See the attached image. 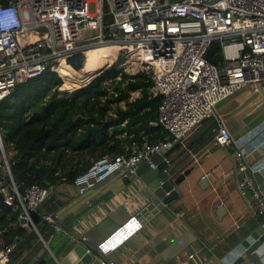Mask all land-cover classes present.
I'll return each instance as SVG.
<instances>
[{
    "label": "built area",
    "instance_id": "built-area-1",
    "mask_svg": "<svg viewBox=\"0 0 264 264\" xmlns=\"http://www.w3.org/2000/svg\"><path fill=\"white\" fill-rule=\"evenodd\" d=\"M87 31L96 34L83 38ZM21 36H28L25 44ZM215 44L218 64L207 58ZM107 45L119 47L115 62L122 58L127 64L131 59L138 73L145 72L153 81L151 92L162 99L157 121L171 138L144 145L132 155L105 156L93 162L73 181L80 195L119 173L135 176L144 162L156 169L152 164L155 153L172 148L208 118L218 123L217 144L235 145L218 105L247 86L255 93L264 91V0H0V103L18 86L49 70L60 76L57 68L62 60ZM12 157L0 132V191L20 210L19 222L27 219L22 225L29 226L30 213L48 199L50 188L16 183ZM234 159L241 173L242 195L252 197L256 213L264 217V198H259L239 147ZM57 219L52 214L43 216L59 229ZM17 240L5 245L0 264L8 261ZM82 240L87 239L83 236Z\"/></svg>",
    "mask_w": 264,
    "mask_h": 264
},
{
    "label": "crops",
    "instance_id": "crops-1",
    "mask_svg": "<svg viewBox=\"0 0 264 264\" xmlns=\"http://www.w3.org/2000/svg\"><path fill=\"white\" fill-rule=\"evenodd\" d=\"M63 64L68 66L67 62ZM61 76L65 81L61 86L63 91L82 87L92 77L90 75L76 85L67 80L68 75ZM141 96L140 91L132 92L129 100L119 103L120 108L126 111L127 103L136 102ZM115 107L109 110L103 121L105 124L111 122L108 131L115 135L107 145L79 152L71 149L57 151L48 160L36 163L37 170L41 167L47 171L55 169L54 174L49 171L43 177L50 195L37 210L42 218L37 230L19 222L11 224L10 231L0 233V242L5 245V241L15 242L14 237L18 236L16 249L4 264H56L57 260L67 258L69 240H74V246L79 245L83 236L98 233V225L108 226L115 211L121 210L122 215L131 216L145 205L142 194L146 187L136 176L130 177V186H127L124 173H119L97 189L80 195L66 175L70 171H84L102 153L110 156L133 152L144 145L154 144L151 142L154 135L165 134V140L171 138L164 129L159 134L153 130H141V125L125 129L128 121L116 122ZM217 112L231 130L235 145L222 147L217 144L218 123L215 118L203 120L175 142L164 156L169 161L167 172L180 196L173 201L171 208L166 207L111 251L109 263L222 264V257L228 249L259 226L264 217L256 213L254 199L245 197L240 191L241 173L234 152L237 143L264 122V91L255 93L252 86H247L222 101ZM150 127H159L157 118L150 122ZM75 133L76 148L87 136L82 130ZM9 153L14 156L16 150ZM48 214L57 216L59 229L43 220Z\"/></svg>",
    "mask_w": 264,
    "mask_h": 264
},
{
    "label": "trees",
    "instance_id": "trees-1",
    "mask_svg": "<svg viewBox=\"0 0 264 264\" xmlns=\"http://www.w3.org/2000/svg\"><path fill=\"white\" fill-rule=\"evenodd\" d=\"M91 55V52L87 55V64L91 62ZM121 73V79L118 80ZM62 85L63 79L56 72L49 70L42 77L18 86L0 103V132L6 152L11 148L16 150L11 162L14 163L12 174L18 184L24 183L27 186L39 184L48 187L43 177L49 171L54 174L55 169L47 171L41 167L37 170L36 163L48 160L50 155L56 154L57 151L71 149L79 152L103 147L112 141L115 135L108 131L111 122L105 124L103 121L114 106L116 122L120 124L128 121L125 129H134L141 125L139 128L144 131L148 129L159 134L163 130L160 126L150 127V122L157 118L162 99L151 92L154 83L145 72L128 75L118 65H113L93 79L89 85L70 94L59 92ZM136 91L141 92V98L136 102L127 103V110L123 111L119 103L129 100L131 93ZM60 95L65 96L59 97ZM50 96L51 98L46 101ZM75 116L79 117L73 120ZM79 130H82L87 138L75 148V132ZM165 137V134L154 135L151 142L154 144L164 142ZM134 151L126 154L132 155ZM122 154L114 153L110 157ZM105 156L109 155L102 153L99 159ZM84 171H70L66 175L73 182ZM19 217V209H13L9 213L0 211V233L10 231V225L19 223ZM5 243L10 246L13 240Z\"/></svg>",
    "mask_w": 264,
    "mask_h": 264
},
{
    "label": "water",
    "instance_id": "water-1",
    "mask_svg": "<svg viewBox=\"0 0 264 264\" xmlns=\"http://www.w3.org/2000/svg\"><path fill=\"white\" fill-rule=\"evenodd\" d=\"M35 38L34 34H31ZM28 36H21L22 43L27 42ZM219 46L213 45L207 58L213 64L220 62L217 55ZM84 52H78L68 57L66 62L75 70L84 69L86 63ZM102 70L96 77L107 70ZM95 77V78H96ZM94 78V79H95ZM246 157L248 170L252 175L254 185L258 190L259 198H264V122L251 130L237 143ZM168 149H162L152 156V164L156 169H152L147 162L142 163L135 176L140 179L146 187L142 194L145 205L135 215L124 216L121 210L115 211L109 218L108 226L98 225V233L84 236L86 241L81 240V244L74 246V240L67 242L70 249L65 260H57L56 264H110L108 255L119 245L133 235L141 227L153 220L160 212L171 205L180 194L177 186L170 179L167 172L169 161L165 158ZM3 176V164L0 162V182ZM124 183L130 186V177L124 174ZM3 186H0V189ZM13 210L11 203L5 200L4 194L0 191V211L9 213ZM31 222L29 226L37 230L42 218L37 212L30 213ZM21 224H27V219L21 218ZM111 223V224H110ZM106 227V228H105ZM5 244L0 242V253L4 250ZM68 262V263H67ZM222 264H264V218L259 226L247 236L234 244L223 255Z\"/></svg>",
    "mask_w": 264,
    "mask_h": 264
},
{
    "label": "rangeland",
    "instance_id": "rangeland-1",
    "mask_svg": "<svg viewBox=\"0 0 264 264\" xmlns=\"http://www.w3.org/2000/svg\"><path fill=\"white\" fill-rule=\"evenodd\" d=\"M170 1H173V0H170ZM103 8H104V12L105 13L109 11L108 2L104 3ZM92 9H93V6H91V11H92ZM95 34H96V32L87 31V32L83 33V38H88V37L93 36ZM95 55L91 56V62L90 63L87 64V61H86L84 70H82V71H75L73 69V67H71L70 65L64 66V64H62V62H61V65L58 67V70L60 71V74H61V72H63V74H61L63 76L68 75V79L67 80L70 81L71 84H76V85H79L78 82L81 83V81H85L86 78H88L90 75H92L90 80H87V81H89L87 83V85H89L91 83V81L95 78V76L99 73L100 69H102L104 67V65H99L97 67H95V66L93 67V65L96 62V56ZM113 65H118V67L120 69H122V70L125 69V73L128 74V75H136V74H138L137 65H135L131 59H129V62L126 64V61L121 58L120 61H116L115 63H113L108 68H111ZM122 65H125V66H122ZM105 67L107 68V66H105ZM106 68H103V70L106 69ZM62 69H63V71H62ZM62 79H63V77H62ZM87 85L85 84L82 87H74L72 89V91H63V90H61L62 88L60 87L61 89H59V92L60 93L70 94V93H72V92H74L76 90H79V89H81L83 87H86ZM113 89H114V86L112 87V90ZM64 96L65 95H60L59 97H64ZM50 98H51V96L47 97L46 101L49 100ZM12 149L13 148H11V150Z\"/></svg>",
    "mask_w": 264,
    "mask_h": 264
},
{
    "label": "bare ground",
    "instance_id": "bare-ground-1",
    "mask_svg": "<svg viewBox=\"0 0 264 264\" xmlns=\"http://www.w3.org/2000/svg\"><path fill=\"white\" fill-rule=\"evenodd\" d=\"M118 51H119V47L118 46H111V45H107V46H101V47H95V48H91L87 51L86 53V57L88 55L89 52L92 53V56L95 55L96 56V62L93 65V67H97L99 65L104 64V66L106 65L107 67L111 66L113 63H115L116 57L118 55ZM87 61V58H86ZM63 62H66L65 60H62V64ZM68 64V63H67ZM86 64V63H85ZM61 65V64H60ZM69 65V64H68ZM71 66V65H70ZM72 67V66H71ZM106 68V67H104ZM58 69V68H57ZM74 69V68H73ZM75 70V69H74ZM84 70V69H82ZM80 70V71H82ZM77 71V70H75ZM59 74L60 71L58 70ZM61 77V74H60ZM62 78V77H61ZM87 79V78H86ZM64 81V80H63Z\"/></svg>",
    "mask_w": 264,
    "mask_h": 264
}]
</instances>
